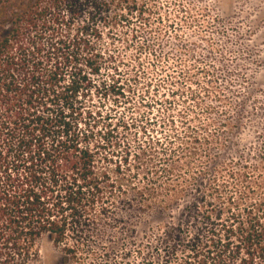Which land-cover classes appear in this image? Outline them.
I'll list each match as a JSON object with an SVG mask.
<instances>
[{"label": "trees", "instance_id": "16d2710c", "mask_svg": "<svg viewBox=\"0 0 264 264\" xmlns=\"http://www.w3.org/2000/svg\"><path fill=\"white\" fill-rule=\"evenodd\" d=\"M28 1L0 0L20 7L0 41V264L38 263L43 237L77 264L129 259L132 249L144 264H264V123L246 118L245 101L230 121L181 114L178 129L159 116L168 97L147 102L124 132L99 128L78 97L90 84L83 67L103 66L91 40L102 33L91 18L74 25L109 2ZM121 18L104 27L132 25Z\"/></svg>", "mask_w": 264, "mask_h": 264}, {"label": "rangeland", "instance_id": "374dc122", "mask_svg": "<svg viewBox=\"0 0 264 264\" xmlns=\"http://www.w3.org/2000/svg\"><path fill=\"white\" fill-rule=\"evenodd\" d=\"M99 2H109L110 11L103 15L87 11L74 25L77 31L91 18L102 33L100 40L91 38L95 51L103 54L100 73L94 75L86 67L82 71L90 82L83 84L78 97L85 120L124 132L123 126L148 110L147 102L169 97L174 100L172 107L162 105L159 116H173L178 129L181 114L187 120L196 116L201 125L209 124L210 118L230 121L244 101L246 118L264 123V0ZM130 6L143 9L144 17L127 14L124 8ZM19 11L18 4L0 8V41L12 29ZM122 14L132 25L109 32L105 21L121 22ZM144 22L147 26L142 27ZM133 29L139 30L137 40L132 39ZM118 90L124 95L115 93ZM209 105L217 107L213 116L205 112ZM217 130V125L208 126V133ZM128 249L123 245L117 252ZM36 250L40 256L36 264H77L48 237L38 241ZM137 250H131L129 259L119 255L108 264H144ZM143 252L148 254L149 249ZM89 264L107 263L98 255Z\"/></svg>", "mask_w": 264, "mask_h": 264}]
</instances>
